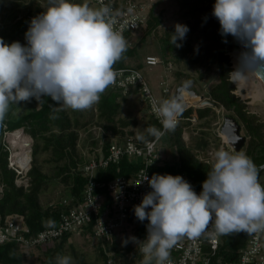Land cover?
<instances>
[{"label":"clouds","instance_id":"1","mask_svg":"<svg viewBox=\"0 0 264 264\" xmlns=\"http://www.w3.org/2000/svg\"><path fill=\"white\" fill-rule=\"evenodd\" d=\"M119 13L104 5L90 7L87 2L48 0V6L33 17L25 32L26 44L6 43L0 38V128L11 105L53 101V112L61 108L82 111L98 103L106 89L115 83L114 65L127 51L128 41L114 28ZM212 15L218 20L220 34L238 40L245 51L232 74L244 78L260 73L264 65V0H215ZM170 43L182 45L189 31L177 23ZM227 43V40L224 41ZM190 87L184 82L181 91ZM185 110L181 97L154 103L162 128L148 127V136L159 140L173 131ZM52 118H56L53 115ZM141 139L144 136L141 135ZM257 166L243 151L216 150L202 191L180 175L145 174L137 186L147 182V192L134 214L148 221L147 236L140 241L141 264H172L171 249L184 237H200L210 224L215 233L230 235L264 231V185ZM56 264H72L70 256L56 257Z\"/></svg>","mask_w":264,"mask_h":264},{"label":"trees","instance_id":"2","mask_svg":"<svg viewBox=\"0 0 264 264\" xmlns=\"http://www.w3.org/2000/svg\"><path fill=\"white\" fill-rule=\"evenodd\" d=\"M6 1H14L16 7L10 10L11 13L2 9L0 11L2 12V21L5 22V19L8 18L22 19L19 21L20 24L23 21L30 23L33 17L43 13L48 6V0H0V10ZM110 1L117 7L124 0ZM198 1L177 0L179 8L184 11L187 8L181 15L182 18L195 14ZM206 1L208 4L215 3V0ZM72 2L81 3L80 0H72ZM158 4L155 2L148 8L146 22L141 30L127 32L124 35L127 39L133 33H140V37L135 43L128 40L127 51L123 54L122 59L114 65V69L133 68L139 70L148 54L141 61L138 56V45L150 35H154L158 39L160 55L158 58L162 62L175 65L183 62L193 66L201 62L196 47L187 40L189 31L183 41H177L182 45L181 47H176L170 43L171 34L175 31L174 26L164 30L162 34L156 33L162 24L160 12L156 13L155 11ZM8 15L10 17L7 18ZM4 22L0 23V38L9 44L18 41L14 30L7 28L8 24ZM180 24L188 26L187 21ZM219 37L222 35L220 34ZM225 40L227 43L224 42ZM230 44V36L225 37L220 41L214 58L210 59L217 75L216 79L208 85L206 97L214 108H222L229 113V117L233 119L239 130H243L244 135L241 136L243 142L238 151L245 152L257 166L264 165V122L260 121L259 117L252 113L246 103L235 94L236 87L229 76L231 65L226 55V48L230 47V51L234 49ZM176 73L178 74L175 72L174 75ZM198 78H202L200 74H198ZM132 93L134 92L132 91ZM123 99L125 96L121 95L119 91L107 88L98 103L82 111L61 108L57 105V110L53 112L51 105L54 102L48 97H44L39 104L36 101L35 104H26L25 102L20 105H11L5 118L6 129L13 131L22 128L33 140L31 165L28 171L30 187L24 190L15 186V173L7 168V153L3 151L0 141V186L2 188L0 223L6 216L19 215L28 229L26 235L31 236L46 228L55 227L61 214L81 202L83 190L87 183V177L82 173V165L89 158L86 160L79 154V132L87 129L95 122L104 134L124 137V130L128 128L129 123L119 116ZM53 115L56 118H52ZM214 116L215 112L211 107L186 108L180 116L183 119L179 121L174 130L165 132L160 138L163 140L161 147L165 151H169L170 157H166V153L164 158H161L160 165L150 168V173L152 175L171 174L173 176L183 174L191 180L193 189L199 194L211 165L199 161L198 154H204L211 148V144L206 133H199V136L190 135L189 142L186 143L183 139V133L190 122L185 119L195 118L198 121H204ZM150 126L158 128L159 125L153 117L148 115L145 129ZM2 131L3 128H0V135ZM142 135L144 136L143 140L152 138L147 135L146 131ZM136 141L140 142L141 139ZM109 145V141L104 142L95 157H103ZM213 146L215 147L216 143ZM45 153L49 154L50 161L54 165V173L50 178L42 171L39 163L40 156ZM139 167L140 160L123 156L117 164L95 171L93 180L99 184L96 192L103 195L102 215L106 210H111L107 183L116 177H131L135 175ZM262 174H264V170L259 174V181ZM54 181L63 186L64 193L55 202L42 203L43 191H46L50 182ZM260 183L264 185V181H260ZM63 199L68 200L67 204H62ZM147 224V220L140 222L136 219V226L132 229L131 221L128 220L121 229L113 234L109 242H103L93 237L92 223L81 229L78 234L71 232L48 244L25 247L17 242H6L0 245V264H26L30 257H35L38 264H56V257L58 255L64 256L63 254L67 249H69L76 264H90L85 255L78 253L69 243L73 236H86L96 241L99 264H107L108 259H113L116 264H141V257L137 256L139 243L136 244L129 240L125 245L124 241L130 237H136L140 241L144 240L147 236ZM220 241L219 251L212 264H227L233 261L238 250L244 244V233L220 235ZM129 256L131 259H128Z\"/></svg>","mask_w":264,"mask_h":264},{"label":"built area","instance_id":"3","mask_svg":"<svg viewBox=\"0 0 264 264\" xmlns=\"http://www.w3.org/2000/svg\"><path fill=\"white\" fill-rule=\"evenodd\" d=\"M98 8L104 5L109 6L114 13H119L115 17L114 28L121 31L123 36L127 32L141 30L146 22V6L132 0H124L117 7L110 0H91ZM162 61L153 55L144 58L147 67H154ZM170 73L171 64L166 67ZM117 72L115 83L108 88L116 89L123 95L136 93L147 106L148 114L153 117L158 128H162L159 118L154 111V103L168 99L171 89L166 80H161L162 97L155 96L140 71L133 68L114 69ZM131 91V92H130ZM181 118L179 117L176 125ZM190 123L195 118L185 119ZM20 130L23 134L24 130ZM8 131L6 127L1 133V145L7 153V168L15 173L14 184L18 188L27 190L30 187L28 171L31 165V141L28 147V157L18 159L19 148L11 143L12 135L15 131ZM31 140V139H29ZM136 137L124 136L120 143L112 142L107 148L103 157L92 156L82 165V173L87 177V183L83 190L81 202L70 207L65 213L60 215L58 224L55 227L46 228L34 235H26L28 229L25 227L22 217L16 214L6 216L0 223V245L6 242H17L25 247L43 245L54 242L68 233L78 234L81 229L93 224L92 235L94 238L103 242H109L113 234L116 233L128 221H131L132 229L136 226L134 206L140 204L143 196L151 191L147 182L139 186L135 183L142 180L147 174L151 178L150 168L161 164V152L159 140L154 137L140 142ZM221 148V147H220ZM218 148V149H220ZM101 149V147H100ZM97 151V153L100 151ZM217 149V150H218ZM216 149H208L204 154H198L199 161L211 165ZM136 158L140 160V167L135 175L131 177H116L107 183V193L111 200V210H106L102 215L103 195L97 193L99 184L94 182L95 171L99 168L104 169L109 165L117 164L121 157ZM191 185L192 182L185 175L180 174ZM68 200L63 199L62 204H67ZM244 233V244L238 250L236 258L227 264H264V231L248 234ZM220 235L215 233L214 225L210 224L206 231L198 238L189 239L184 237L178 244L171 249L170 260L172 264H212L216 258L220 247ZM137 249V255H142ZM131 259V256L128 257ZM107 264H116L113 259H108Z\"/></svg>","mask_w":264,"mask_h":264},{"label":"rangeland","instance_id":"4","mask_svg":"<svg viewBox=\"0 0 264 264\" xmlns=\"http://www.w3.org/2000/svg\"><path fill=\"white\" fill-rule=\"evenodd\" d=\"M137 3L144 4L146 8V13L148 8L155 2L159 4L155 8L156 13L160 12L162 24L158 27L156 33L162 34V32L172 26H175L177 23H182L187 21L189 34H188V41L196 47L197 51L200 54L201 62L197 65H191L187 63H179L177 65L171 64L172 70L169 73L166 69L167 63L162 62L157 66L154 67H147L144 64L140 66V72L146 79L149 88L151 89L152 93L157 97H162L161 94V87L159 82L161 80H166L169 84V87L173 94H175L178 87L183 86L184 82H190V87L187 89L193 90L194 92L197 91V94H200L203 99L202 100H192V97H188L184 94V100H182L185 108H204V107H211L214 112L215 116L211 118H207L204 121L195 120L193 123L184 129L183 139L186 143L189 142L190 135L199 136V133H206L209 138V143L211 144L210 149H218L220 147L225 148L226 150H233V146L227 143L226 137L221 134V128L224 123V119L229 117V113L224 111L222 108H214L211 104H205L208 99L206 97L207 88L210 83H212L216 79V70L214 65L210 63V59L214 58L215 52L218 50L220 46V41H222L225 37H219L220 35V25L218 20L212 15V9L214 4H208L206 0H199L198 4L196 5L195 14L186 16L187 18H182L181 15L185 11L179 8V4L177 0H134ZM81 3L87 2L90 7L98 8L91 0H80ZM16 7V3L14 1H6L3 3L1 10H5V12H10V10ZM26 8V7H25ZM24 8V9H25ZM2 12H0V23L2 21ZM11 13V12H10ZM9 13V14H10ZM10 15L7 16V18ZM187 19V20H186ZM22 20V19H21ZM20 19L14 20L11 18L5 19L7 28L10 30H14L15 35L17 36L18 41L21 44H26L25 40V32L29 27V23L23 21L21 24L19 21ZM230 36V35H229ZM140 37V33H133L129 38L126 40H130V42L135 43L138 38ZM230 45L234 49H237L239 43L237 40L230 36ZM233 49V50H234ZM231 50V51H233ZM230 47L226 48V55L229 58L230 63ZM154 55L159 57V42L156 36L150 35L148 36L143 43L138 45V56L143 61L144 56ZM231 65V63H230ZM232 70V68H231ZM175 72H178L174 75ZM180 72V73H179ZM198 74L201 75V79L198 78ZM230 76V75H229ZM232 80V79H231ZM233 81V80H232ZM234 82V81H233ZM234 85L236 87L235 94L246 103L248 109L256 114L260 121L264 122V99H260L254 102H250V99L243 96L244 90L239 89L235 82ZM199 92V93H198ZM47 98V97H45ZM188 99V100H187ZM24 104L25 102H21ZM36 100H32L31 102H26V104H35ZM21 111V110H20ZM19 111V112H20ZM148 115L146 109L143 105L141 98L138 95H131L125 97L121 101V109L119 116L123 119H126L129 123L128 128L125 130L127 136L132 137H139L145 132V123L148 120ZM94 120L96 119L95 115L93 116ZM25 132V131H24ZM23 135L21 131L14 133L16 135ZM132 133L131 135H128ZM243 130L240 129L239 135L242 136ZM25 136L31 139L32 138L28 133H24ZM112 138V139H111ZM122 138V137H112L108 134H104L99 127H97L96 123L92 124L87 129H84L79 132V140H78V151L79 154L84 159H90V157L94 156L97 151L100 149L102 144L106 141H113L114 139ZM1 141V136H0ZM163 140L159 141V148L161 152V158H164L165 154L169 153V151H165L162 146ZM216 143L214 147L213 144ZM28 153V152H27ZM27 153L23 155V157L27 156ZM166 154V157H170V155ZM40 167L42 171L49 176V178L54 173V165L50 161L49 154L45 153L40 156L39 159ZM260 181H264V174L261 175ZM2 188L0 186V194ZM64 193V188L61 184H58L56 181L50 182L49 186L47 187L46 191H43L41 195L42 203L46 202H55ZM69 243L73 246V248L78 252L85 255L87 261L90 264H99L97 258V250H96V241L93 238L86 237V236H73ZM64 256H70L72 258V264H76L72 255L70 254L69 249L66 250ZM138 256V255H137ZM26 264H38V261L35 257H30Z\"/></svg>","mask_w":264,"mask_h":264},{"label":"bare ground","instance_id":"5","mask_svg":"<svg viewBox=\"0 0 264 264\" xmlns=\"http://www.w3.org/2000/svg\"><path fill=\"white\" fill-rule=\"evenodd\" d=\"M237 42L239 43L238 48L230 52V63L232 68L230 72V79L235 82L239 89L244 90L243 96L250 99V102L264 99V85H262L257 73L248 74L244 78H238L232 74V72L235 71L238 66L240 54L246 50L238 40ZM18 131L19 130L15 131L14 133ZM14 133L11 138V143L19 148L18 159L28 157L27 152L30 143L29 137L25 136L24 134L19 135V133L14 135ZM26 153L27 156L23 157V155Z\"/></svg>","mask_w":264,"mask_h":264},{"label":"water","instance_id":"6","mask_svg":"<svg viewBox=\"0 0 264 264\" xmlns=\"http://www.w3.org/2000/svg\"><path fill=\"white\" fill-rule=\"evenodd\" d=\"M261 72L257 73L262 85H264V65H261ZM182 86L178 87L174 97L175 96H180L182 100H184V94H186L187 96L192 97V100H202L203 97L201 95H198L196 92H194L193 90H189V89H184L183 91H181ZM205 104H210L208 101L204 102ZM239 127L236 125V123L233 121V119H231L230 117H226L224 119V123L223 126L221 128V134L224 135L226 137V141L227 143H229L230 145L233 146V148L238 151L239 148L242 145L243 139L242 137L239 135Z\"/></svg>","mask_w":264,"mask_h":264},{"label":"crops","instance_id":"7","mask_svg":"<svg viewBox=\"0 0 264 264\" xmlns=\"http://www.w3.org/2000/svg\"><path fill=\"white\" fill-rule=\"evenodd\" d=\"M145 65V64H144ZM146 66V65H145ZM149 68H151V67H149ZM138 71H140V70H138ZM109 89H111V88H109ZM113 90H116V89H113ZM118 91V90H117ZM120 92V91H119ZM121 93V92H120ZM121 95H123L122 93H121ZM131 95H137L136 93H130L129 95H123V96H125V97H127V96H131ZM172 97H174V94H173V96H172V94L171 95H168L166 98H172ZM35 100V99H34ZM143 105H144V107H145V109H146V112H147V106H146V104L143 102ZM186 109V108H185ZM147 114H148V112H147ZM181 119H183V118H181ZM196 120V119H195ZM126 130V129H125ZM125 130H124V132H125ZM128 133V132H127ZM127 133H125V136L127 135ZM128 135H130V133L128 134ZM113 138L114 137H116V136H112ZM141 136H139V137H136V138H138V139H141L140 138ZM112 139V138H111ZM122 139H123V137L122 138H117V139H114L113 141H110V143H112V142H118V143H120L121 141H122Z\"/></svg>","mask_w":264,"mask_h":264}]
</instances>
